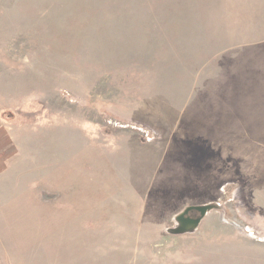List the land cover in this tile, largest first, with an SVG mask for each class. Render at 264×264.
I'll use <instances>...</instances> for the list:
<instances>
[{
    "label": "rangeland",
    "instance_id": "rangeland-1",
    "mask_svg": "<svg viewBox=\"0 0 264 264\" xmlns=\"http://www.w3.org/2000/svg\"><path fill=\"white\" fill-rule=\"evenodd\" d=\"M0 264H264V0H0Z\"/></svg>",
    "mask_w": 264,
    "mask_h": 264
},
{
    "label": "water",
    "instance_id": "water-1",
    "mask_svg": "<svg viewBox=\"0 0 264 264\" xmlns=\"http://www.w3.org/2000/svg\"><path fill=\"white\" fill-rule=\"evenodd\" d=\"M192 210V208H187L183 214L180 216L179 220L181 221V223L183 224H190V225H196V221H193L191 219H187V218H184V216L190 211ZM198 211L201 212V214L203 215L205 213V209L204 208H201V209H198Z\"/></svg>",
    "mask_w": 264,
    "mask_h": 264
}]
</instances>
